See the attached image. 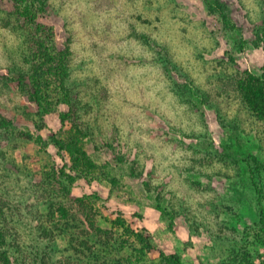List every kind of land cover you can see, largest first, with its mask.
<instances>
[{"label": "rangeland", "instance_id": "1", "mask_svg": "<svg viewBox=\"0 0 264 264\" xmlns=\"http://www.w3.org/2000/svg\"><path fill=\"white\" fill-rule=\"evenodd\" d=\"M45 1L39 22L72 49L86 148L109 172L77 176L69 192L59 172L52 176L63 166L52 135L66 108L42 120L12 81L29 69L30 29L0 0V116L47 142L0 130V229L12 264L158 259L156 249L136 252L138 241L112 224L118 215L184 264H264V177L260 195L247 162L264 157V120L232 83L263 67L264 0H225L235 29L205 0ZM222 140L229 155L218 150Z\"/></svg>", "mask_w": 264, "mask_h": 264}, {"label": "trees", "instance_id": "2", "mask_svg": "<svg viewBox=\"0 0 264 264\" xmlns=\"http://www.w3.org/2000/svg\"><path fill=\"white\" fill-rule=\"evenodd\" d=\"M10 1L13 3V14L17 21L30 29L29 50L25 54L29 69L14 73L11 75V79L16 83L25 99L29 103L37 105V114L40 119L44 120L46 114L57 111L59 106H65L66 109L60 112L61 128L52 135V142L63 159V166L58 171L55 170L52 176L56 177L59 172L68 182L67 187L63 184L62 191L69 192L70 186L76 182L77 176L90 180L100 178L109 172V165L107 162L102 163L96 160L86 148L89 134L77 119L79 107L75 103V91L70 82L72 49L67 42L57 39L55 28L52 25L39 22L41 15L46 12V1ZM205 1L212 12L220 14L228 28H237V25L230 17L229 6L225 0ZM262 33L264 44V25ZM142 38L146 43H151L147 36L143 35ZM238 40L239 50L241 51L246 45V40L243 35ZM232 83L250 110L264 120V64L260 73L249 70L237 72L232 79ZM180 92L183 94L187 93L185 90ZM192 101L194 102L193 105L198 108L199 104H197V101ZM42 127L41 123L37 124L38 130L42 129ZM0 130L18 132L19 136L23 138L34 140L44 147L47 145L40 133L17 131L18 129L14 126L13 121L6 116H0ZM212 143L216 147L213 140ZM218 150L221 154H230V147L223 140ZM247 162L250 167L253 184L261 195L263 190L260 183L262 177H264V157L260 158L252 154L247 159ZM56 178H59V176ZM116 184L118 185V181ZM259 199L261 230L264 235V204L262 203V195ZM157 206L163 211L161 205ZM112 224L117 230L121 229L129 237H134L138 241L137 243L140 247H136L137 253H141L144 256L152 250H159L158 259H154L150 264H184L179 253H167L162 249H158L152 241L151 234L146 229L134 230L123 216H116ZM6 244V231L0 229V264H12L13 262L10 249ZM122 246L125 245L122 244Z\"/></svg>", "mask_w": 264, "mask_h": 264}]
</instances>
